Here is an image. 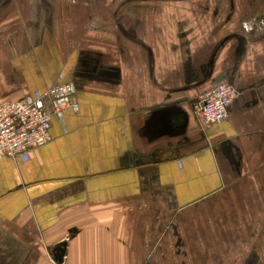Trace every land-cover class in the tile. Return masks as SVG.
Masks as SVG:
<instances>
[{
  "label": "crops",
  "instance_id": "1",
  "mask_svg": "<svg viewBox=\"0 0 264 264\" xmlns=\"http://www.w3.org/2000/svg\"><path fill=\"white\" fill-rule=\"evenodd\" d=\"M91 2L0 0V103L74 82L80 105L0 159V264H264V0Z\"/></svg>",
  "mask_w": 264,
  "mask_h": 264
},
{
  "label": "built area",
  "instance_id": "2",
  "mask_svg": "<svg viewBox=\"0 0 264 264\" xmlns=\"http://www.w3.org/2000/svg\"><path fill=\"white\" fill-rule=\"evenodd\" d=\"M74 82L58 83L45 92L27 94L17 101L0 103V159L8 157L28 161L32 153L48 144L53 118H62L66 110H79ZM239 90L230 81H222L203 92L193 111L206 125L227 119Z\"/></svg>",
  "mask_w": 264,
  "mask_h": 264
},
{
  "label": "rangeland",
  "instance_id": "3",
  "mask_svg": "<svg viewBox=\"0 0 264 264\" xmlns=\"http://www.w3.org/2000/svg\"><path fill=\"white\" fill-rule=\"evenodd\" d=\"M91 1H92L91 4H93V1H94V0H91ZM109 1H111V0H99V5H100V6H103L104 2H105V4H108ZM142 1H143V0H142ZM212 1H213V0H207V4H210ZM128 2H129V1H128ZM259 2H260V1H259ZM233 4H234V7H235V1H234ZM74 6H77V5H74ZM257 7H259L258 4H257ZM258 11L260 12V10H258ZM260 13H261V12H260ZM259 16L261 17V16H262V13H261ZM242 19H244L243 16L240 17V20H239V22H238V25L240 26V30H237L238 32L235 34V37H237L239 40H240L239 36L242 35L243 33L245 34V28H244V27L248 24V23H244V22H246V21L243 22ZM255 19H257V16L255 17ZM248 22H249V21H248ZM252 23H254V24H251V27H254V29L251 30V32L253 31V32L255 33V35H257V34H259V33L262 32V34H263V36H264V25L261 26L260 29H259V28H258L259 22H257L256 20H255V21L252 20ZM260 24H262V22H260ZM247 28H249V27H247ZM256 32H257V33H256ZM249 33H250V32H249ZM170 255H172L174 259H178V257H179L180 260L185 259V254L175 253V254H170ZM179 255H180V256H179ZM254 264H257V263L255 262Z\"/></svg>",
  "mask_w": 264,
  "mask_h": 264
},
{
  "label": "water",
  "instance_id": "4",
  "mask_svg": "<svg viewBox=\"0 0 264 264\" xmlns=\"http://www.w3.org/2000/svg\"><path fill=\"white\" fill-rule=\"evenodd\" d=\"M66 254V244H61L54 248L53 255L56 262L62 263Z\"/></svg>",
  "mask_w": 264,
  "mask_h": 264
}]
</instances>
